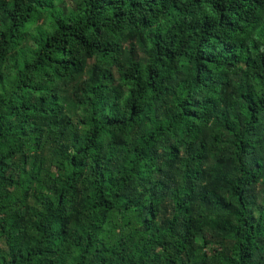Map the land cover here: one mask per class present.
Returning <instances> with one entry per match:
<instances>
[{"label":"trees","instance_id":"16d2710c","mask_svg":"<svg viewBox=\"0 0 264 264\" xmlns=\"http://www.w3.org/2000/svg\"><path fill=\"white\" fill-rule=\"evenodd\" d=\"M0 264H264V0H0Z\"/></svg>","mask_w":264,"mask_h":264}]
</instances>
